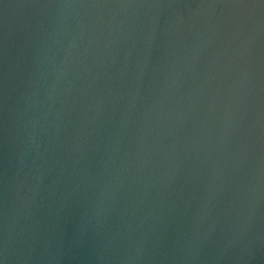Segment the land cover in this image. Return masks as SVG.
<instances>
[{
  "label": "water",
  "instance_id": "95a60500",
  "mask_svg": "<svg viewBox=\"0 0 264 264\" xmlns=\"http://www.w3.org/2000/svg\"><path fill=\"white\" fill-rule=\"evenodd\" d=\"M0 264H264V0H0Z\"/></svg>",
  "mask_w": 264,
  "mask_h": 264
}]
</instances>
